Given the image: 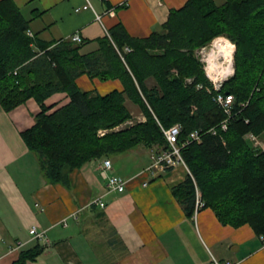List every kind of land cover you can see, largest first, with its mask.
I'll return each mask as SVG.
<instances>
[{
    "label": "trees",
    "instance_id": "obj_1",
    "mask_svg": "<svg viewBox=\"0 0 264 264\" xmlns=\"http://www.w3.org/2000/svg\"><path fill=\"white\" fill-rule=\"evenodd\" d=\"M28 31L14 1L0 0V105L6 112L29 99L39 105L34 125L21 137L48 182L68 186L73 170L139 146L166 148L162 129L179 124V143L196 130L201 136L181 149L190 174L172 190L186 215L195 212L198 189L202 208L221 224L249 225L264 234V151L248 138L264 134V0H225L220 6L187 0L169 11L160 31L134 38L119 23L88 53L84 43H44ZM221 36L235 46L233 75L220 87L234 98L226 131L219 127L225 115L213 100L216 91L195 54ZM82 75L118 80L122 90L83 91L76 82ZM59 93L66 104L46 105ZM127 99L144 121L134 119ZM43 249L38 243L22 249L12 264L34 260Z\"/></svg>",
    "mask_w": 264,
    "mask_h": 264
},
{
    "label": "crops",
    "instance_id": "obj_2",
    "mask_svg": "<svg viewBox=\"0 0 264 264\" xmlns=\"http://www.w3.org/2000/svg\"><path fill=\"white\" fill-rule=\"evenodd\" d=\"M13 1L36 40L57 43L78 35L84 43L82 52L88 53L119 23L134 38L160 31L169 11L187 0ZM213 1L217 6L225 2ZM76 82L81 90L100 95L122 90L118 80L82 75ZM68 101L59 93L46 105L59 107ZM39 111L33 99L10 112L0 105V264H12L18 258L20 251L9 252L18 241L25 243L22 249L37 243L44 247L25 264H209L213 258L232 264H264V248L249 225H223L210 208L186 215L172 190L189 171L178 165L145 172L151 164V149L139 146L106 158L112 166L108 174L128 181L123 193L107 192L100 174L104 158L73 170L68 186L48 182L37 155L21 137L34 125ZM137 119L144 121L142 112ZM98 197L105 203L103 208L94 204ZM32 226L45 232V243L32 238Z\"/></svg>",
    "mask_w": 264,
    "mask_h": 264
},
{
    "label": "built area",
    "instance_id": "obj_3",
    "mask_svg": "<svg viewBox=\"0 0 264 264\" xmlns=\"http://www.w3.org/2000/svg\"><path fill=\"white\" fill-rule=\"evenodd\" d=\"M90 7V5L85 6V8ZM28 35L32 37V33L28 31ZM71 40L75 43H80L81 39L78 35H74ZM217 40V39H216ZM215 40V41H216ZM214 41V43H215ZM213 43V42H212ZM233 45V44H232ZM211 46V45H210ZM234 46V45H233ZM207 47V46H206ZM206 47H202L200 50V56H201V62L205 65V72L207 77L210 79L212 75L215 77H219L222 79L228 78V76H223V69L222 67H214V69H210V63L208 59H205V56L208 55L206 50ZM214 47V44L212 48ZM211 48V49H212ZM131 49L128 47L124 48V52H130ZM219 63H221L219 61ZM209 70H211L209 72ZM210 74H208V73ZM264 76V75H263ZM215 95L213 97V100L218 105V107L223 111L225 115V119L220 123L219 127L222 131H226L228 128L229 120L233 114L234 109V98L231 94L222 93L220 91L221 84L215 83ZM132 122H130L131 124ZM164 137L167 142V147L162 148L159 150L151 149L150 150V158H151V164L145 169V172L150 173L155 169L161 168L164 170H172L178 165H183L188 170L182 156H181V149L188 145L191 142H200V133L199 131H193L189 134L188 138L185 141H182L179 143L178 137L181 132V126L179 124H175L172 127L168 129H162ZM209 132L212 134H215V129H211ZM100 135L104 134V131H99ZM248 138L252 142V144L264 151V145L260 144V141H258L256 136L248 135ZM111 162L104 158L102 160L101 166H100V174L103 177V179L106 181V188L108 193H123L126 189L128 181L120 176L116 175H109L108 172L111 170ZM189 171V170H188ZM190 174V172H189ZM143 186H146L144 183ZM94 204L99 205L101 208L105 206L104 201L102 200V197H98L94 200ZM204 206V202L201 199V195L198 189H196V203H195V212L193 215H196V213ZM30 233L32 235V238L36 241L45 243L47 241L45 232L38 231L35 226H32L30 228ZM258 239L261 242L262 248H264V234L258 235ZM25 246L24 242H17L14 246H12L9 250L10 253L20 251ZM209 264H232L227 261H219L217 259H212Z\"/></svg>",
    "mask_w": 264,
    "mask_h": 264
},
{
    "label": "bare ground",
    "instance_id": "obj_4",
    "mask_svg": "<svg viewBox=\"0 0 264 264\" xmlns=\"http://www.w3.org/2000/svg\"><path fill=\"white\" fill-rule=\"evenodd\" d=\"M217 40L218 41L214 43V47L209 51L208 54L210 69L211 70L214 69V67H216L217 65L218 67L221 66L223 69V76H228L233 72L234 47L231 46L229 43H226V41H224L223 38H218ZM219 61L221 63H219ZM211 70H209V72ZM210 79L213 80V82L215 83L223 80L222 78H220V76L215 77L214 75H212Z\"/></svg>",
    "mask_w": 264,
    "mask_h": 264
},
{
    "label": "rangeland",
    "instance_id": "obj_5",
    "mask_svg": "<svg viewBox=\"0 0 264 264\" xmlns=\"http://www.w3.org/2000/svg\"><path fill=\"white\" fill-rule=\"evenodd\" d=\"M218 38H223V40L224 41H226V43H229L231 46H233L232 45V42H230V40H228L226 37H223V36H221V37H217L216 39H218ZM216 39H214V41L216 40ZM214 41H213V43H211V44H209L207 47H206V52H207V54L209 53V51L211 50V48H212V46H213V44H214ZM216 41H218V40H216ZM215 41V42H216ZM211 45V46H210ZM234 47V49H235V46H233ZM88 50V48L87 49H85V51H87ZM200 50H201V48L199 49V50H196V52H195V54H196V56L198 57V59L201 61V56H200ZM205 59H208V55H206L205 56ZM204 65V64H203ZM204 68H205V65H204ZM204 71H205V69H204ZM233 71H234V68H233ZM206 73V72H205ZM207 76V75H206ZM230 76H232V75H230ZM230 76H228V78L230 77ZM228 78H226V79H223L222 81H220V82H217V84H221L222 85V83L225 81V80H227ZM211 82H212V84H213V88H214V90H215V82H213V80H211V79H209ZM147 83L149 84V86H151L152 85V87H154V86H156V82H155V80L153 79V78H151L150 80H148L147 81ZM127 101V106H128V108L132 111V112H134V115H135V120L136 121H138V119H137V117H138V115H140V113L141 112H139V110H137V108H139L136 104H133L130 100H126ZM135 108H136V110H135ZM258 139V141H260V144H262V145H264V134L261 136V137H258L257 138ZM250 140V139H249ZM254 146V145H253Z\"/></svg>",
    "mask_w": 264,
    "mask_h": 264
}]
</instances>
